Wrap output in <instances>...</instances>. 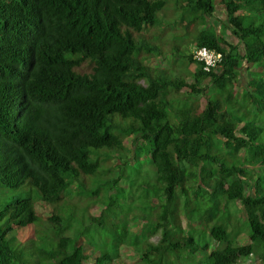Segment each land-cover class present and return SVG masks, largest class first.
<instances>
[{"label":"trees","instance_id":"trees-1","mask_svg":"<svg viewBox=\"0 0 264 264\" xmlns=\"http://www.w3.org/2000/svg\"><path fill=\"white\" fill-rule=\"evenodd\" d=\"M167 4L0 0V264H198L199 250L208 264H264V128L226 110L244 72L245 101L264 112V0L176 4L177 23L196 31L188 48L222 56L209 72L146 31ZM158 58L167 63L147 64ZM127 144L150 159L142 186L160 197L144 243L130 229L142 216L120 224L115 213L136 182ZM74 198L101 209L76 214L82 228L66 218ZM93 229L110 237L103 249ZM208 237L223 247L209 253ZM133 249L137 261L124 260Z\"/></svg>","mask_w":264,"mask_h":264},{"label":"rangeland","instance_id":"rangeland-1","mask_svg":"<svg viewBox=\"0 0 264 264\" xmlns=\"http://www.w3.org/2000/svg\"><path fill=\"white\" fill-rule=\"evenodd\" d=\"M167 2L168 4H167V7L164 9V11L158 13L159 21L156 24V26H154L152 30L146 29V31L151 34L150 35L151 38L159 46L164 44V50L166 53H168V51L171 50L173 45L180 46L184 50L185 53H188L190 49L194 51L195 46H190V49L188 48V46H189V41L193 40L195 37L194 36L196 33L195 28L194 29L190 28V30H187L185 29L183 25L181 26L180 23H177V20L179 19L178 17H181L182 11L176 9V4L177 3L183 4L184 0H167ZM219 6H218L217 14L219 18L226 21L225 10L220 5V3H219ZM221 27L222 26H219L217 29L220 30ZM207 28H208L207 26L205 27L202 26L200 27V30L207 29ZM230 40L232 42H236L235 38H233L231 35H230ZM171 53H173L172 50H171ZM166 63L167 61L163 60L162 58H158V59L147 62L148 65H152V66H164ZM185 64H186L185 61H181L179 67L184 68ZM194 69H195L194 65H191L189 67V70H191L192 72L194 71ZM239 87L240 88L238 90L236 89L234 92L235 96L233 98L232 104L226 107V110L228 111L229 115L236 117V118H242V119L245 118L246 120L256 123L258 127L264 128L263 110L261 109L260 110L261 112H259L257 108L254 109V107L251 104H248L245 101L246 98L244 97L243 89H241V87L242 88L247 87V76L245 75L244 72L241 75ZM196 100L197 98L194 100V102ZM259 113H261L262 117H261V121L257 122L255 115L257 114L259 115ZM263 137H264V134H263ZM127 150H128L127 154L129 155V160L131 164L126 167L127 168L126 173L127 175H130V177L134 179L136 182L131 187L129 186V184L128 185L126 184L125 191L121 193L119 196L120 201L117 204V209L115 213L118 216V222H120V224H122L123 221L119 220V218L123 219L125 216L129 217L130 216L129 213L133 217V215L136 216L135 212L137 211L136 213L142 216L140 217L141 218L140 222L137 221L131 224L130 229L132 232L131 234L134 236L137 235L140 242L144 243L147 240L146 231L149 229V227H152V224H153V222L151 221V217L153 215H157V213H154V212L159 209V206L156 207V209H154L155 207L154 200H156L155 203L157 204L160 197L159 195H157L158 188L147 189L144 186H142L143 182L145 183L149 180L151 181L155 177L153 176L154 175L153 169L148 168L151 163L150 159L148 157L138 156L136 151L130 144H127ZM225 153L230 154L228 151H226ZM233 162H235V164H237L238 166L241 165L238 160L234 161L233 159ZM263 185H264V181H263ZM91 186L95 188L97 185H94L93 183H91ZM17 193L18 192L16 193L13 192V193H10V195L11 197L14 196L15 198L17 196ZM71 200L72 202H79V207L76 210L74 209V206H68V209L66 211L67 216H68L66 218L70 219L72 217L71 215L74 214V219L70 221V224H72L74 228H76V226H78L79 228H82L81 220L78 217H80V215L83 212H87L88 209H92L91 211L92 215H98L101 213V209L98 208V206L96 208H93L94 206L92 204L90 206L88 201L91 202V200L89 199H87L88 201L78 200L77 198H74ZM232 209L234 210L233 211L234 215L233 217H231L232 224L236 226L239 223H243L244 221H242V219L244 218L239 217L240 215L242 216L243 214L241 213L239 214L237 209L233 207ZM133 211H134V214H132ZM76 214H78V217ZM142 218L143 219L147 218L146 223H143V224L141 223V221H143ZM94 230L95 229L91 230V234L94 235L93 245L99 247L100 249H103L104 247L102 245H104L107 242L106 240H108L110 237H108V234L104 232H103L104 234L96 235ZM243 231H245L244 233H247V227L245 225H244ZM32 233H33V230L31 227H29L24 230H19L17 232V235L20 240H27L32 235ZM159 237L160 235L154 236L151 240L153 242H157L159 240ZM240 240L243 244L246 243L247 241L246 235H243ZM207 241L211 244V249L209 250V253H211V251L216 248L223 247V245H220V244L218 245V243L213 241L210 237L207 238ZM195 255L197 259L196 262H198V264H208L204 257L205 253L202 250H199V252ZM127 256H129V262L133 260L137 261L138 259L135 257L136 255L134 253V249L131 252L128 251L127 254L123 256V259L126 260ZM239 264H261V263L257 261L255 262V260L251 257L249 259L241 260Z\"/></svg>","mask_w":264,"mask_h":264},{"label":"built area","instance_id":"built-area-1","mask_svg":"<svg viewBox=\"0 0 264 264\" xmlns=\"http://www.w3.org/2000/svg\"><path fill=\"white\" fill-rule=\"evenodd\" d=\"M194 58L199 62L204 63V70L209 72L212 69H217L221 62L222 56L207 48H196L193 51Z\"/></svg>","mask_w":264,"mask_h":264}]
</instances>
